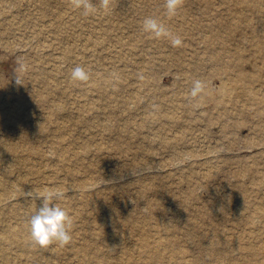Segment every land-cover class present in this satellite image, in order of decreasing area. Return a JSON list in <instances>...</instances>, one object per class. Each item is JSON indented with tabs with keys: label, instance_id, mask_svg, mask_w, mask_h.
Masks as SVG:
<instances>
[{
	"label": "rangeland",
	"instance_id": "1",
	"mask_svg": "<svg viewBox=\"0 0 264 264\" xmlns=\"http://www.w3.org/2000/svg\"><path fill=\"white\" fill-rule=\"evenodd\" d=\"M38 1L0 0V7H4L0 12V108L10 110L19 107L16 98H33L38 92L48 91L51 83L62 86L65 93L51 87V93L47 95L48 103H59L65 108L53 114L54 110L46 107L47 101L39 102L37 96L31 104L22 106L19 113L22 114L21 120L25 127H34L44 122V117H49L45 131L33 133L24 141H20L15 130L8 133L0 127V137L8 142L32 144L38 151L31 154L24 151H0V180L7 184L1 176L7 178L9 183L21 176L25 178L23 185L26 189L40 185L65 190L66 195L54 203L65 208L75 223L70 244L63 247L53 244L46 247L45 252H41L42 247L34 246L32 251L37 253H32L31 249L15 243L7 250L11 255H18L19 259L7 254L1 264H22L23 258L29 259L27 264H85L97 255L106 260L107 264H140L148 261L150 264H229L232 261L235 264L249 263L245 255V244L264 241V213L260 218L255 217L252 223L245 220L246 216L254 212V205L264 200V188L256 181V175L262 176L261 171L264 170V13L255 11L254 14V10L237 3V0H210L209 3L204 0H183L182 7L186 8V15L181 16L182 10L179 9L177 15L169 16L166 0H112L111 10L107 14L101 10L94 15L84 16L82 10L74 9L71 0H45L47 4L42 6L46 9L42 10L36 3ZM92 3L100 9L101 0H92ZM58 10L62 17L61 22L65 24L59 32L60 36L51 26L54 21L53 13ZM147 13H155L158 23L172 33L178 30L182 38L181 46L174 49L170 43L168 46L157 47L159 41L164 42L165 38H157L143 30ZM235 15L245 18L238 21L237 27L234 31L231 30L229 35H226L228 32L225 31L227 25L219 29L224 31L216 48L206 47L202 41L200 36L204 27H190L195 19L200 20L203 25L210 23L216 26V20L223 18L225 24L230 21L229 16ZM250 16L253 27L247 25ZM110 22L118 23V30L102 29ZM185 25L190 28L185 29ZM38 28H41V31L35 33ZM224 47L228 48V52H237L230 57L231 63L225 71L196 58L214 50L225 56L220 51ZM171 49L183 54L184 59L190 58V63L195 64L196 69L192 72H188V69L184 71L182 65L163 59L162 54ZM79 63L91 70V78L94 77L95 84H113L115 79L123 78L125 86L107 96L104 95L105 86L102 90H97L93 85V89L87 91L91 80L87 83L73 81L70 87H66L68 84L65 80H72L71 69ZM111 66L119 70L118 76L112 73ZM107 68L109 70L106 72ZM41 73H49L50 78L47 81L38 80V74ZM240 73L244 74L243 80H239L238 85L232 84ZM142 77H146L148 81L142 85L141 91L137 92L142 96L137 103L130 101L125 109L115 108L111 112L105 108L112 103L108 96L126 99L127 95L132 94L139 86ZM195 80L204 82L205 92L208 90L198 100L190 99V90ZM247 81L246 85H251L249 87H254L255 92H258L255 105H244L246 110L239 111L237 109L241 107L229 108L222 102V97L219 96L221 84L233 85L235 88L231 95L235 99L239 98L237 101L241 103L245 100L241 91L242 84ZM82 87L80 94L79 89ZM149 91L156 93L155 103L158 97H163L165 104L161 105V108L171 111L177 121L171 122L165 117H162V120L151 117V109L156 107L150 108L147 103ZM85 102L92 104L93 108L86 116L83 115L72 134H67L57 127V124L72 125L78 116L69 112L76 113L78 106ZM259 107L262 109L261 113L257 112ZM225 110L230 112L224 114ZM142 120L145 125L140 126ZM223 122L227 125H223ZM53 126H56V129ZM54 131L63 132L60 135L64 138L61 142L71 149L69 154L66 152L63 155L66 161H59V164L55 162L60 158V151L52 152L49 149L55 138L52 134ZM174 134L179 136L176 147H169L161 142L160 138ZM85 137L89 139L90 149L81 157L85 163L91 162L98 169L85 170L84 163L77 161L76 155L74 157L73 152L75 153ZM145 137H150L151 140ZM259 138L263 140L247 143L249 139ZM139 142L146 144L147 150L140 158L151 160L153 163L150 167L133 171L114 182L107 183L100 179L96 186L83 196L71 195L69 184L79 178H99L111 172L122 171L127 167L126 161L137 158ZM98 143L102 146L97 147ZM112 144L116 146L106 147ZM50 153L54 155L50 156ZM21 155L23 157H20ZM30 168L33 170L29 172ZM208 169L214 172L206 181L204 173ZM4 170L8 171L5 174L7 176L2 174ZM181 171L183 174H180ZM165 172L168 174H164ZM190 175L193 176L191 179ZM149 176H166V179L154 180L153 189L139 196L136 181L145 182ZM229 192L231 195L232 192L237 193L233 195L234 198L239 196L238 194H244L242 198L244 203L248 204L238 216H234L235 201L229 202L223 213L214 214L215 210L207 211L213 209L218 200L228 197ZM89 193H92L90 197L98 208H93L85 200ZM257 193L259 198L256 197ZM135 194L137 195L134 197ZM20 196L12 197L9 202L14 204ZM72 196L74 198H71ZM42 200V197H28L15 204L13 209L9 204L0 209V232L4 231V223L11 221L25 227L24 231L29 237L27 221L34 210L42 205ZM121 200L125 201L124 204L117 208L118 214L113 215L111 210L122 203ZM7 211H13L14 217L9 218ZM95 216L103 222L101 233L106 229L107 233L114 234V241L122 236L126 229L131 238L137 237L136 230L126 225L127 221L143 224L148 231L159 228L160 224H169L176 232L160 228L158 231L162 236L174 241V245L167 248L160 245V250L164 251L165 255L162 260L153 259L149 253H141V257L136 256L139 260L133 262L127 257L131 254L134 258L138 253L137 248H129L128 253L125 250L126 247L133 246L132 244L121 243V239V245L115 252L104 254L102 242L97 240L88 243L85 254L77 257L72 248L87 243L84 242V237L89 231H95L88 230L93 228ZM188 222L194 224L195 242L186 238ZM220 226H224L229 233L242 234V244L238 250L230 251L224 258L219 259L215 251H210L209 254L201 252L200 244L196 242L199 240L196 229L214 230ZM249 233L252 235L249 236ZM170 255H174L173 259H170ZM41 256L47 259L48 263H43L44 258ZM260 263L258 258L253 264Z\"/></svg>",
	"mask_w": 264,
	"mask_h": 264
},
{
	"label": "bare ground",
	"instance_id": "2",
	"mask_svg": "<svg viewBox=\"0 0 264 264\" xmlns=\"http://www.w3.org/2000/svg\"><path fill=\"white\" fill-rule=\"evenodd\" d=\"M204 1L206 3H209L210 0H204ZM263 2H264V0H237V3L243 4L246 7L254 10L253 11L254 14H256L255 11L260 12V13H264V3ZM36 3L40 5L41 10L46 9L44 6H42V5L47 4L45 0H39ZM0 6H1V4H0ZM3 9H4V7H0V12ZM180 9L182 10L181 16H185L186 11H187L186 8L181 7ZM53 10L54 9H50V11H53ZM242 10H244V8ZM238 13L241 15V13L239 11H238ZM53 14H54V17H53L54 21L51 22L52 23L51 24L52 30L59 34V32L62 31V26H64L65 24H63L61 22L62 17H61L59 10H58V12L53 13ZM251 17L252 16H250V19L247 22V25H250V26H252V23H253V22L251 23V19H252ZM146 18H153L158 22V17L157 16L155 17V13H147V16H145L144 19H146ZM242 18H245V16H238V15L229 16L230 21H227V23H225V24L222 21L223 18H220V19L216 20V22H215L216 26H213V24H210V23H206L203 25V23L200 20L195 19L192 23V26H190V27H196V28L204 27V29H202L203 34L200 36L202 41L205 43L206 47L216 48L220 44L219 42L223 37L222 35H223V31H224V30H219V29L225 28V26L227 25L228 27H226L225 31L228 32V34H226V35H229V32H231V30H233V31L235 30V28L238 25V21ZM11 20H13V18H11ZM262 20L264 21V19H262ZM129 22L133 23L131 20H129ZM102 26H100V27H102ZM190 27H186V25L184 26L185 29H188ZM109 28L117 29L118 23H111L110 22L106 27H104V26L102 27L103 30H107ZM177 29H179V28H177ZM206 30H207V32H206ZM40 31H41V28L35 29V33H39ZM173 33L179 35L178 30H175ZM262 33L264 34V32H262ZM59 36H60V34H59ZM255 36H257V34ZM170 43H171L170 40L165 38L164 42H162L161 40L159 41V45H157V47L168 46ZM129 48H133V47L129 46ZM175 48L176 47H174V49ZM174 49H171V50L163 53L162 58L165 60L168 59L169 61H173V62L175 61L176 64L182 65L184 71L186 69H188V72H192L193 69H196V67H195L196 65L190 63V58L186 57L184 59L183 54H179V53L175 52ZM180 51L182 52L181 49H180ZM220 51L225 56H222V54H220L219 52L214 50L212 53H207L206 55H198L196 58L199 61H203L204 63H207L211 66L219 67L221 70L225 71L227 68H229L228 65L231 63L230 57H232L237 52L236 51L228 52V48H225V47L222 48ZM55 57L58 58L57 55ZM65 57H67V56L65 55ZM224 57H226V58H224ZM80 63L77 65H80ZM108 70H109V68H107L106 72ZM111 71L114 75H117V76L119 75V70L114 69L112 66H111ZM243 75H244L243 73L236 75L235 80L233 81L232 84L238 85L239 80L240 81L243 80V78H242ZM186 76H187V78L189 77L187 73H186ZM48 78H50L49 73H41V75L38 74V80L47 81ZM122 79L123 78L115 79L113 81L114 82L113 84H111L110 82H104V83L99 82L98 84H95L94 77H92L90 79L92 83L88 84L87 91L92 90L93 85H95L97 90H102V87L105 86L106 88L104 89V91H105L104 95L107 96L110 92H113V91L118 92L117 90H120L121 86H125ZM255 80H257V79H255ZM147 81H148V79L146 77H142L141 83L138 84L139 86L135 90H133L132 94L127 95L128 97L126 99L117 98L115 96H108L109 101L112 103L111 104L109 103L107 106H105V108H107L108 111L111 112L115 108H117L119 110H123V108L125 109L126 104L130 101L133 103H137L142 97V96H139V94L137 92L141 91L140 88L143 87L142 86L143 84H147ZM72 82L73 81L70 79L65 80V83L68 84L66 87H70L72 85ZM246 84H248V81L246 83L244 82L242 84L243 88L241 91L244 94L242 96L245 97V100L241 103L237 101V99H239V98L235 99V98H233V95H231L233 88H235L233 85L230 84V86H228L225 84H221L220 88H219V94H220L219 96H220V98L222 97L221 99L223 101L222 100H220V101L224 102V104L227 105L229 108L241 107L240 109H237L239 111L246 110V108H244V105H248V104L251 105V103H254V105H255V102L258 98L256 96L257 91L255 92V90L253 89L254 87L251 88V87H249L251 85H246ZM49 86H47V87H49L48 91L38 92V94H34L35 96L33 98H31V97H18V98H16V103L19 107H15V108L13 107L10 110H6L5 108H0V127L3 130L7 131L8 133H10V131H12V130H15L19 135L20 141L21 140L24 141L25 138H29L33 133L45 131L48 127L47 121H49V117H44L43 118L44 122H41L40 124H38L34 127H25L23 121L21 120L22 114L19 113V109L22 106L26 105L27 103L31 104L36 99V96H37V98H39L38 99L39 102H43L44 100L47 101L46 107H49V109H53L54 110L53 114L58 112L59 110H63L65 108V106L64 107L60 106L59 103H50L49 104L48 103L49 99H47L48 98L47 95L49 93H51L50 92L51 87H53V90L57 89L58 91L65 93L64 88L62 86L57 85L56 83H51V85H49ZM238 89H237V91H238ZM82 91H83V87L79 89L80 94H82ZM207 91L208 90H206L205 94L207 93ZM147 94L149 96V100L147 101V103H149L150 108L153 106L156 107V109H151V115H152L151 117H154V118L156 117L155 119H160V120H162V117H165L166 119L170 120L171 122L177 121L174 117V114L171 111L170 112L164 111L161 108V105L165 104L164 100H162L163 99L162 96H161L162 98L158 97V101L155 103L154 98L156 96V93L154 91H152V92L149 91ZM241 94H239V95H241ZM65 95H67V94H65ZM71 99L74 100L75 98H71ZM242 99H244V98H242ZM35 104H37V103H35ZM92 108H93V105L92 104L89 105V104H87V102H85L84 104H80L77 108L76 113H70L69 112V114H73L74 116H78V118H80V120H78V118H77L72 125H65L64 124V126H63V125L57 124V127L62 128L64 131H66L67 134H72V132L76 128L78 122L81 121V119L83 118V115L86 116V113ZM229 112H230V110H228V112L225 110L224 114L229 113ZM257 112L258 113L262 112L261 107H259ZM25 118H26V120L28 119L27 117H25ZM51 118H52V116L50 117V119ZM107 120H109V118H107ZM222 124L227 125V123H224V122ZM142 125H145L143 120H142V123L140 124V126H142ZM53 127L56 129V126H53ZM139 127L137 126V128H139ZM62 133L63 132H60V133H56V131L52 132L53 137H55V138L51 142L50 147H49L50 151H52V152L53 151H60V153H59L60 158H58V162H55L56 164H59V161L65 162L66 159L63 157V155L66 152H67V154H69L71 152V149H68V145L62 144V142H61L62 139H64L63 136H60ZM220 133H221V131H220ZM88 137H85L81 140V142L78 145V149L75 151V153L73 152V154H74V157H75V155H76V157H78L77 161H79L80 163H84L83 165L85 167V170H92L93 168L98 169L97 167H94V164L91 162L85 163L84 159L81 157V156L84 157V153L88 152L90 149L89 148V145H90L89 139H86ZM146 138H150V137H145V139ZM178 138H179V136L174 134L172 136L162 137V138H160V140L166 146L176 147L177 142H178ZM147 140H151V138L147 139ZM261 140H263V139H261V138L249 139L247 141V143L250 144V143H253L255 141H261ZM96 146L101 147L102 144L98 143ZM115 146H116L115 144H112V145L106 146V147L113 148ZM35 149H36V146H34L32 144L26 145L24 142H22V144H19L17 142L16 143L8 142L5 138L0 137V151L1 152L5 151L8 153H15L17 151L18 152L24 151V152H26V154H31V153H37L38 152ZM146 150H147L146 144L139 142L138 150H137V158H134L130 161H126L125 165L127 167L123 168L122 171H117L115 173L111 172V173L104 175L103 177L100 176L99 178L92 177V176H84V178H81V179L79 178L78 180L71 182L69 184L70 192L72 193L71 195L83 196L85 193H88V191L90 189L94 188L96 186V184L100 181V179H102L103 181H106L107 183H109L110 181L114 182V180L118 179L119 177L130 174L133 171H141L146 166L148 168V166L152 165L153 162L149 159H146V158H140V156L142 154H144V152ZM20 157H23V155H21ZM80 157H81V159L79 160ZM32 170H33V168H30L28 171L30 172ZM213 172L214 171H212L211 169H208L207 172L204 173V178L206 179V181H208L207 179H210L212 177ZM261 172L263 173V175L262 176L256 175V177H257L256 181H259L262 184L260 186H263L262 188H264V170ZM7 173H8V171H6V170H4L2 172L3 175H5ZM155 173L160 174L161 172H159V173L153 172V174H155ZM164 174H168V172H165ZM180 174H183V171H181ZM70 175H74V174L70 173ZM5 176H7V175H5ZM192 177L193 176L190 175L189 179H191ZM1 178H3L7 182V184L4 181L0 180V209L5 208L8 204L11 207V209H13L15 204L26 200V198L28 199L29 196L25 195V193H28V191H31V193H35V194H38L40 196H43L48 191L61 189V188L40 187V185L39 186H33V188H31V189H26V188H24V185H23L25 183L24 177L18 176L17 177L18 179L16 181L13 180L10 183L7 181V178H5L3 176H1ZM164 179H166V176H161V177L149 176L148 180L145 182L136 181V187H137L138 195L143 196V195H145V193L147 191L152 190L153 189L152 184H153L154 180L163 181ZM190 192H192V191H190ZM91 194L92 193H89L88 194L89 196L85 197V200L87 201V203L92 205L93 208H98L97 204L90 197ZM232 194L234 195L237 193L232 192ZM18 195H21V196L14 202V204H11V202H9V201L12 200V197L17 198ZM136 195L137 194H135L134 197ZM233 195H231V192H229L228 197H225V198L218 200L216 203L217 205L213 209L210 208V210H207V211L211 212V211L215 210V211H213L214 214L219 213V212L223 213L224 209L228 206L227 204H229V202L235 201V203H234V207H235L234 216H238L239 213L246 206H248V204L244 203V198H242L244 194L243 195L238 194L239 196H237L236 198H234ZM33 197H35V195L32 196V199H33ZM256 197L259 198L258 193L256 194ZM71 198H74V196H72ZM121 202L122 203H119L115 206V209L111 210V213L113 215L118 214L119 206H122L125 201L121 200ZM148 202L152 203L153 206H155L154 203L151 202L150 200H148ZM223 202H225L226 204ZM254 207H255V210L252 213V215L246 216V218H245L246 222L252 223L254 221L255 217L260 218L261 216H263L262 214L264 213V211H263L264 200H261L259 203H256L254 205ZM6 213H8L9 218L14 217L13 211H7ZM211 215L212 214H210V216ZM16 216H17V214H16ZM96 218H97V216H95V220H94L95 224L92 226L93 228L88 229L89 227H86V229H88V230L95 229V231H89L88 234L84 237V239H86L84 242H87V243H85L84 245H82L83 244L82 243V244H79V247L77 246V248H72L73 253L77 257H81L82 254H85V251L88 249V243H92V242L97 241V240H101L102 245H103V246L101 245L102 251L104 252V254H110V253L115 252L120 247L121 243L128 242V243L132 244L133 246H128L125 248V250L128 253L129 248H131V247L137 248L138 253L136 254L135 252H133V254H136V255H134V258L131 254L127 257L128 260H131L133 262H136L139 260V258L136 256L141 257V255H140L141 253H149L153 259L162 260L165 258V255H164V251L160 250V248H161L160 245L164 246L165 248L174 245V241L167 239L166 237L162 236V233H159V231H158L160 228V229H166V230H170L172 232H176V229L173 226H170L169 224L168 225L167 224H160L159 228L155 227L153 230L151 229V231H148L144 227L143 224H140L138 222H133V221H127L126 225H130V226H132V228L134 230H136L137 237L131 238L129 232L126 229V231H124V233L121 234L122 236H119V238H117L114 241V239L112 238V236L114 234L107 233L106 229L104 230L103 233H101L103 222H101L100 220H98ZM6 222H9V223H4V225H3L4 231L0 232V259H1L0 264L4 261L7 254L11 255L8 252L7 248H11L12 246H14L15 243L19 244L21 247L31 249V251H32V248L34 247V245H31L29 243V237L27 235L28 233H26L24 231L25 227L21 226L19 223H12L11 221H6ZM194 230H195L194 224L188 222V226L186 227V233H187L186 238L188 240L193 239L195 242V238L193 237V235L195 234ZM196 230L199 234V240L196 242H199L200 247H201L200 248L201 252L203 254H209L210 251H215V253L217 254L219 259H220V257L224 258L227 255V253H229L230 251L238 250V248L242 244V234L229 233L224 226L223 227L222 226L217 227L214 230H207V229H202V228L196 229ZM22 231H24L25 233ZM98 235H100V236L98 237ZM250 235H252V234L249 233V236ZM121 239H123V240L119 244ZM245 245H246L245 255L247 256V261H249V263H243V264L256 263L258 258H260V260H261L260 264H264V241H262V240H260L258 242L257 241L256 242L251 241L249 243H246ZM180 248L183 250L182 247H180ZM230 248H231V250H229ZM45 249L46 248H43L41 252H45ZM32 253H37V252L32 251ZM241 255H242V253H241ZM11 256H13L14 259H19L18 255H11ZM169 257H170V259H173L174 255H170ZM42 258H44V257H42ZM79 259H81V258H79ZM28 260L29 259H27V258L21 259L22 264H27ZM5 261H7V260H5ZM125 262H128V261L125 260ZM43 263H48V260L47 259L45 260V258H44ZM117 263H118V261H117ZM150 263L151 262L148 261L147 263H140V264H150ZM80 264H82V263L80 262ZM85 264H107V261L104 259H100L99 255H97L96 257L92 258L90 261H88ZM229 264H235V262L232 261Z\"/></svg>",
	"mask_w": 264,
	"mask_h": 264
},
{
	"label": "clouds",
	"instance_id": "3",
	"mask_svg": "<svg viewBox=\"0 0 264 264\" xmlns=\"http://www.w3.org/2000/svg\"><path fill=\"white\" fill-rule=\"evenodd\" d=\"M71 3L74 9L82 10L84 16H90L101 10L107 14L111 10L112 0H101L100 9L92 3V0H71ZM182 5L183 0H166L168 15H177ZM143 30L157 38L165 37L169 39L174 47L182 44L180 35L172 33L153 18L144 20ZM21 67L23 68V65ZM91 75V70L84 65H76L71 69L70 73L72 81L82 83L89 82ZM17 82L20 83L18 80ZM205 89L206 85L204 82L200 80L193 81L190 99H201L205 95ZM196 106L198 107L199 105ZM49 155L53 156L54 154L50 153ZM25 195L29 197L35 195L43 198L42 205L34 210L27 221L29 243L42 248L53 244H59L61 247L70 244L75 221L65 208L54 203L55 200H60L66 195L65 190L48 191L43 196L35 193H25Z\"/></svg>",
	"mask_w": 264,
	"mask_h": 264
}]
</instances>
